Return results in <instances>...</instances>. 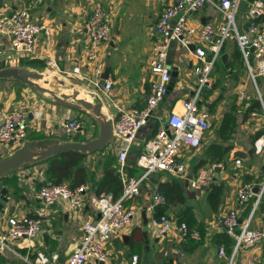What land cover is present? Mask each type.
Returning a JSON list of instances; mask_svg holds the SVG:
<instances>
[{"label": "crops", "instance_id": "obj_1", "mask_svg": "<svg viewBox=\"0 0 264 264\" xmlns=\"http://www.w3.org/2000/svg\"><path fill=\"white\" fill-rule=\"evenodd\" d=\"M171 1L173 0H56L55 2L52 0H3L0 4V15L11 11L7 10L8 7L13 10L16 7L25 6L31 19L46 20L52 32L49 46L45 45V36L40 35L31 54L24 57L10 48V35L4 28H0V47L3 50L0 54V67L27 65L39 70H49V66L53 65L55 68L61 67L67 76L83 82L73 73L72 69L77 64L82 72L92 73L90 63L85 57L87 19L95 6L102 5L111 12L110 38L100 48V58L105 61L104 70L108 68L106 77L112 80L111 104L115 107H141L145 104L149 91L148 60L153 40V26L163 7ZM245 2L247 0H241L236 11L237 25L241 30L247 20ZM262 15L261 26L264 29V12ZM221 19L222 13L212 3L206 2L193 14L191 22L195 25L205 21L217 24ZM222 53L227 54V59L224 61L220 56V61L215 62L211 71L213 88L211 86L212 89L206 96L210 102H213L211 117L216 118L214 129L212 128V132L208 135L206 132L199 146L183 147L180 158L185 168L182 172L156 171L154 173L157 177L144 178L139 193L126 199L127 205H133L139 211L131 223L114 234L107 244V248L113 252L112 263L119 259L126 261L131 253L137 252L138 264H149V262L175 264L176 261L171 257L166 258L163 250L172 244L183 248V242H187V247L184 246L185 255L179 264H223L225 256L218 253L219 245L214 238V233L221 230L216 225V216L230 208L237 210L240 219L246 218L251 212L247 211L248 203L239 202L237 189L243 182L251 181L258 184L262 180L264 147L259 151L255 150L247 159L241 158L239 165L231 158V154L235 149H247L253 145L255 133L263 128L264 121L260 111L250 110L249 113H245L247 102L237 98V90L242 85L250 94L254 92L253 82L248 77L246 69L237 66L238 71L235 76L227 74L223 70L221 61L226 64L227 61L232 60L230 45L226 46ZM193 61V54L187 48L172 42L168 62L171 69L177 73L175 84L173 89L165 95L163 101L154 108L153 114L147 120L149 123L138 130L125 161L124 175L137 177L142 173L143 167L137 160L149 133L155 125L163 124L170 110H178L181 100L192 92L196 85V76L192 73L194 77L192 79L184 80L183 77L188 74L187 71H192ZM259 78V87L264 92V76L260 75ZM15 81L0 80V106L7 108L22 104L27 106L29 123L25 139H64L61 137L63 129L59 123V118L64 116L63 108L59 107L61 104L49 101L28 86ZM102 97L110 113L116 115L117 111L115 113L111 110L105 97ZM231 107H235L237 113L232 147L224 159L208 163L205 159H207L209 144L214 141L223 142L216 136L215 127L223 113ZM36 110L38 114L34 112ZM93 121L96 127L91 132L94 131V133L86 138H80V127L76 131L79 132V139L86 140L97 134L98 124L94 119ZM7 152L8 150L0 148V157ZM85 155L83 165L86 179L81 183L84 185V204L74 212L66 205L53 207L36 197L37 179L43 176L41 169L45 163L18 168L1 179L3 185L7 186L12 193L4 213H28L40 215L43 218L42 228L37 235L19 243L18 248L23 253L34 256L37 251H43L46 254L57 252L60 260L63 261L78 243L82 234L83 222L98 215L91 199L97 194L98 181L105 176L106 167L114 168V173L118 171L120 173L117 147L111 144ZM208 164L219 166V169L214 167L213 178L207 185L200 189L193 188L189 183L190 178L195 176L201 167ZM106 176H113L112 172ZM120 176H122L121 173ZM171 180L177 181L180 194L175 195L172 200L168 199L164 213L176 222L178 220L187 222L191 218L192 222L189 225L200 228L202 233L197 238L185 239L180 238L176 230H172L166 235H156L151 241L147 224L150 223L157 208L152 199V193L154 190L160 191L158 187L162 182L164 183L162 186L171 185ZM113 183L105 184H109V190L112 192L115 191ZM212 186H216L218 192L211 200ZM262 217H264V199L252 214L251 225L258 226ZM156 246H160L158 248L160 255L153 251ZM253 253L262 258L264 262V238L253 246L241 248L232 264H245L248 255ZM0 264L21 263L15 255L4 252L0 253ZM86 264L104 263L92 260Z\"/></svg>", "mask_w": 264, "mask_h": 264}, {"label": "built area", "instance_id": "obj_2", "mask_svg": "<svg viewBox=\"0 0 264 264\" xmlns=\"http://www.w3.org/2000/svg\"><path fill=\"white\" fill-rule=\"evenodd\" d=\"M206 2L212 3L222 13V19L217 24L208 21L199 25L193 24L191 17ZM240 2L241 0H173L163 7L152 31L153 40L148 60L149 91L145 104L141 107L116 106L115 135L112 144L117 147V161L122 175L121 193L114 196L112 191L107 190L92 197L91 201L98 215L83 222L78 243L63 261L57 252L46 254L37 251L34 256H30L19 250V243L22 240L33 238L42 228V216L28 213L0 216V253L9 252L15 255L21 264H84L89 260L103 263L109 261L108 264H138L137 252L131 253L126 261L119 259L112 263L113 252L106 248V243L137 215L138 208L127 205L125 201L139 193L142 180L159 170L182 172L185 164L180 158L181 150L185 146H199L210 129V101L203 92L212 86V68L221 55L224 40L230 36H235L238 42L247 75L253 82L260 102V112L264 121V95L256 82L257 76H264V29L261 22L255 19L264 12V0H253L250 3L247 10L248 23L242 30L238 28L236 21V11ZM110 13L102 5H97L87 19L85 57L90 63L92 73L82 72L77 64L72 69L84 83L102 92V96L110 95L112 88V80L102 77L104 61L100 58L101 45L110 38ZM0 28L9 33L10 48L18 55L31 54L40 35L45 36V45L49 46L51 27L44 21L31 19L25 6L1 14ZM172 42L187 48L193 54L192 68L197 76L196 85L192 92L181 100L180 108L170 110L163 124L158 125L156 132L145 140L137 160L143 167L142 173L137 177H128L124 175V165L131 145L138 130L147 123L154 108L163 101L171 78L172 69L168 58ZM191 43L195 44L192 50L188 48ZM2 51L0 47V54ZM250 97L251 94L244 85L237 90L239 100L246 101ZM27 112V106L24 104L9 108L0 106V148L11 151L21 145L27 134L29 123ZM34 112L39 113L37 110ZM59 123L67 134H73L81 127L78 117L61 116ZM254 144L256 151L264 147V132ZM234 161L239 165L242 160L236 157ZM214 167V164L201 167L195 176L190 178V185L195 189L207 185L213 178ZM255 185L258 186L257 192L253 190ZM263 190L264 176L258 184L251 181L243 182L237 189L239 202L245 203L255 196L249 215L239 220L237 210L230 208L216 216V225L233 238L232 251L227 257L226 264L233 263L241 248L253 246L264 238V217L258 226L251 225L253 210ZM83 191V184L70 186L66 182L44 183L37 188L35 195L47 205L54 204L59 207L66 205L74 212L84 204ZM152 195L155 204L168 203L162 192L154 190ZM150 224L155 235H166L172 230H176L180 238L186 236L197 238L200 235L197 228H189L184 220L176 222L166 213L152 216ZM218 253L226 256L222 245L219 246ZM163 254L178 261L183 258L184 250L181 246L172 244L163 250ZM245 264L263 263L260 257L253 253L248 255Z\"/></svg>", "mask_w": 264, "mask_h": 264}, {"label": "water", "instance_id": "obj_3", "mask_svg": "<svg viewBox=\"0 0 264 264\" xmlns=\"http://www.w3.org/2000/svg\"><path fill=\"white\" fill-rule=\"evenodd\" d=\"M52 1L55 2L56 0ZM194 46L195 44H189L188 48L193 49ZM220 56L222 60L226 61V53H222ZM49 67L50 72L45 73V70H39L27 65H6L0 67V79H15L49 101L87 113L97 122L98 132L95 136L86 140L79 139V132H76L71 139H24L20 146L2 155L0 157V216L3 215L9 201V196L12 194L8 187L1 182V179L6 175L18 168L42 163L68 151L89 154L103 149L113 141L115 135V115L111 114L108 110L102 94L96 88H91L86 83L67 76L61 67L55 68L53 65ZM107 73L108 68L106 67L102 77L105 78ZM176 75V71L172 70L165 95L173 89ZM263 132L264 128L258 130L255 133V140ZM254 151L255 144L247 149L238 148L232 152L231 158L235 159L239 157L247 159ZM215 168L218 170L219 166H215ZM149 177H157V174L152 172L149 174ZM253 190L257 192L258 186L255 185ZM51 206L54 207V204H51Z\"/></svg>", "mask_w": 264, "mask_h": 264}, {"label": "trees", "instance_id": "obj_4", "mask_svg": "<svg viewBox=\"0 0 264 264\" xmlns=\"http://www.w3.org/2000/svg\"><path fill=\"white\" fill-rule=\"evenodd\" d=\"M252 1L253 0H247V2H245L247 5V10ZM255 19L258 22H261L263 19V15L262 14L258 15L255 17ZM247 23H248V20H246L244 27L246 26ZM228 45H230L232 49L233 58L232 60L227 61L226 64L221 61V65L223 66V70H225L227 74H230L231 76H235L238 71L237 66H241L242 68H245V69H246V66L244 64V59L242 57V53H241L240 47L238 45V42L235 36H230L224 40L222 44L221 52ZM217 60L220 61V58H218ZM259 80L260 78L259 76H257L256 82L258 86L260 84ZM12 81H15V80H12ZM212 88H213V83H212ZM212 88L205 89L203 92V95L205 97L208 96ZM262 93L264 95L263 91ZM245 102H247L246 103L247 105L244 109L245 113H249L250 110H256L258 112L261 111L260 102L256 95L255 89H254V92L251 94L250 99L246 100ZM209 108H210V111L212 112L213 102H209ZM236 124H237V113H236L235 107H231L229 110L223 113L217 126L215 127L214 131H215L216 136L220 138V140L223 142L214 141L211 144H209V146L207 147V159H205L208 163L219 162L225 158L227 152L232 147L233 132L235 130ZM157 127H158L157 125L154 126L152 131L149 133L148 137H150L156 132ZM85 156L86 155L84 153H81L78 151H68V152L59 154L57 156H54L42 162V163H45V166L41 169V173L43 174V176H40V178L37 179V188L41 184H44V183L66 182L70 186L81 184L86 179L85 168L83 165V159ZM110 172H112L113 176H106ZM110 182H114L113 183V186L115 188V191H113L114 196H119V194L122 191V181H121L120 173L119 171L118 173L117 172L114 173V168H108V167L105 168V176H103L102 179L98 181L96 193L99 194L101 191L109 190V186H108L109 184L107 185L105 184L110 183ZM163 184H164L163 182L160 183L158 188L160 192H162L166 196L167 199L172 200L174 199L175 195L180 194V189H179V186L176 180H171V185H168V186H162ZM212 187L213 189L210 194L211 200L215 198L218 192L217 191L218 188H216V186H212ZM263 199H264V190L259 198L257 205L259 204L260 206V204H262ZM254 200H255V196L249 198L245 202V204L248 203V207H247L248 212L251 211ZM156 206L158 209L157 208L155 209V215L164 213L165 205L156 204ZM256 207L253 210V213L256 210ZM190 219H188L186 223L188 224L189 228H192L189 225L191 224L190 222H192L191 221L192 219L191 220ZM178 221L180 222L182 220H178ZM198 230H199V233L201 234L202 230L200 228ZM190 238L192 237H189V236L185 237V239H190ZM214 238L219 246L222 245L224 247L225 255H226L224 262L226 264L227 257L230 255L232 251L233 238L223 230L215 232ZM184 246L187 247V242H183V250H184ZM166 258L168 259L169 257H166ZM260 259L262 263L264 264L263 259L262 258Z\"/></svg>", "mask_w": 264, "mask_h": 264}, {"label": "rangeland", "instance_id": "obj_5", "mask_svg": "<svg viewBox=\"0 0 264 264\" xmlns=\"http://www.w3.org/2000/svg\"><path fill=\"white\" fill-rule=\"evenodd\" d=\"M3 2V0H0V4ZM7 10H12L10 7H8V9ZM33 19V18H32ZM42 21H44V22H46V20H42ZM47 23V22H46ZM202 43L203 44H205V42H203L202 41ZM120 53V52H119ZM24 55V57H26L27 56V54L26 53H24L23 54ZM104 61V60H103ZM105 62V61H104ZM253 64H254V62H253ZM192 71H193V69H192ZM190 72V71H187V75H185V77H183V79L184 80H187V79H192V78H194L193 77V72ZM48 72H50L49 70H45V73H48ZM193 73V74H192ZM195 75V74H194ZM196 76V75H195ZM196 79H197V76H196ZM0 80H15V79H0ZM86 81V80H85ZM18 84H21V85H24V84H22L20 81H18ZM253 84H252V89H253ZM104 97H105V100H106V102H107V104H108V106L109 107H111L112 109L111 110H113V111H115V113H116V111H117V108L115 107V106H113L114 104H111L112 103V100L110 99V95H103ZM60 108H63L62 110H63V112H64V116H72V117H78L79 119H80V121H81V134H80V138H86V137H88L89 135H91L92 133H94V131H92L91 132V130L92 129H94L95 127H96V124L94 123V121H93V119L88 115V114H86L85 112H83V111H81V110H78V109H75V108H71V107H69V106H65V105H60L59 106ZM216 118L215 117H211V126H210V129L207 131V135L208 134H210L211 132H212V130L214 129V126L216 125V120H215ZM212 120H213V122H212ZM149 123V122H148ZM148 123H146V124H144L143 125V127L144 126H146ZM213 128V129H212ZM63 129V128H62ZM62 134H61V137H63L64 139H67V138H70L71 137V135H73V134H67L65 131H64V129L62 130V132H61ZM112 144V142L111 143H109L108 145H111ZM142 185H143V183H141V186H140V189H142ZM15 214H17V212H15ZM4 216H6L7 215V213H4L3 214ZM132 220H133V218H132ZM131 223V222H130ZM129 223V224H130ZM128 224V225H129ZM147 226H148V230H149V236H150V238H151V241H153L152 240V238L153 237H155L156 235H155V233H154V230H153V228L151 227V224L149 223V224H147ZM109 243V241L106 243V248H107V244ZM160 246H156L155 248H154V250L153 251H156V252H160V251H158V248H159ZM161 253H159V255H160ZM159 255H157V256H159ZM185 255V254H184ZM184 257V256H183ZM183 260V258L181 259V260H178V261H176L175 262V264H179L181 261ZM89 261H92V260H89ZM88 262V261H87ZM87 262H85L84 264H86ZM109 263V261L108 262H105L104 264H108ZM149 264H157V263H155V262H149Z\"/></svg>", "mask_w": 264, "mask_h": 264}]
</instances>
